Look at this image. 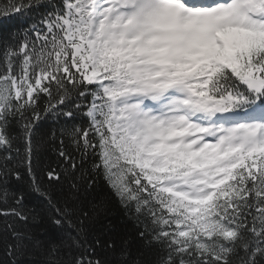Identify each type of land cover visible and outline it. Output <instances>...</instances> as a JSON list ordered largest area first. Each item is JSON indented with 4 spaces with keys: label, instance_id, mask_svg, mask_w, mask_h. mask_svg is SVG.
Masks as SVG:
<instances>
[{
    "label": "snow or ice",
    "instance_id": "snow-or-ice-1",
    "mask_svg": "<svg viewBox=\"0 0 264 264\" xmlns=\"http://www.w3.org/2000/svg\"><path fill=\"white\" fill-rule=\"evenodd\" d=\"M0 264H264V0H0Z\"/></svg>",
    "mask_w": 264,
    "mask_h": 264
},
{
    "label": "trees",
    "instance_id": "trees-1",
    "mask_svg": "<svg viewBox=\"0 0 264 264\" xmlns=\"http://www.w3.org/2000/svg\"><path fill=\"white\" fill-rule=\"evenodd\" d=\"M54 122L49 121L47 126L52 127ZM54 154L51 150V146H46L40 155L38 161V171L43 175V169L54 160ZM13 186L16 187V182H13ZM24 191L29 192L27 177L22 184L19 185ZM27 206L29 208L38 209L40 211L39 223L28 225L29 228L38 230L44 235H52L55 229L49 222V213L44 210L45 206L40 204L39 198L35 194L30 193L27 197ZM104 224L111 223L114 229L119 233L121 237L127 238L133 249L137 247V241L135 238L134 222L128 219L123 211L118 207H113L112 214L103 222Z\"/></svg>",
    "mask_w": 264,
    "mask_h": 264
}]
</instances>
